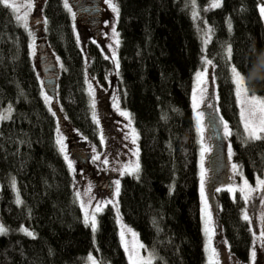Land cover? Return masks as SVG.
Segmentation results:
<instances>
[{
    "label": "trees",
    "instance_id": "obj_1",
    "mask_svg": "<svg viewBox=\"0 0 264 264\" xmlns=\"http://www.w3.org/2000/svg\"><path fill=\"white\" fill-rule=\"evenodd\" d=\"M116 1L121 102L137 132L140 170L120 178L116 209L109 198L102 199L106 203L95 232L85 224L74 177L55 134L64 122L69 134L78 135V144L97 141L85 72L104 85L111 59L100 40L88 38L96 24L89 30L82 25L86 62L63 0H43L40 16L47 21L46 46L60 63L53 64V78H46V87L55 93V110H50L42 96L37 52L30 48L29 36L12 9L0 3V111L12 106L10 118L0 125V219L8 229L0 236V264H85L90 252L100 264H129L118 236L116 212L124 225L137 232L143 253L154 255L152 264H207L190 103L202 57L193 0ZM194 1L202 9L214 0ZM260 1L221 0L220 7L203 14L213 32L206 55L213 62L217 111L231 130L233 162L250 183L264 178V141H244L230 68L236 66L250 91L264 96V70H256L264 57ZM38 53L48 71L52 63L42 60L46 58L42 47ZM86 150L77 152L84 162ZM101 177L95 182L100 190L107 183ZM216 214L219 264L245 263L251 256L254 229L249 204L246 209L238 190L234 198L220 190ZM21 226L34 235L17 232Z\"/></svg>",
    "mask_w": 264,
    "mask_h": 264
},
{
    "label": "rangeland",
    "instance_id": "obj_2",
    "mask_svg": "<svg viewBox=\"0 0 264 264\" xmlns=\"http://www.w3.org/2000/svg\"><path fill=\"white\" fill-rule=\"evenodd\" d=\"M72 1L74 4H77V7L79 9L82 7L84 2V0H72ZM9 2L15 4L20 9L19 12H14L13 9L10 7L14 12V14L16 16L17 15L23 16L25 14V11L27 10L26 5L29 3V0H9ZM216 2H219L221 4V0H214L213 2L209 3L208 5L200 9V7L193 0L191 5L193 13L194 12L196 13V15L194 16V22L202 48L201 67L200 69H198L197 72H203L205 69H207L205 74L206 84L197 83V78H196L197 72L194 74L193 77V90L194 88L197 89L196 96L199 101L198 109L196 110L193 109V94H194L193 90L190 98L191 109L193 112V121L195 125L197 142H198V178H199V196L201 201L200 219H201L202 234L204 239L203 251L207 264H209V257L211 255V250L206 248L208 236L205 234L204 220L202 219L203 203L200 194L201 135L197 131V124H196L197 111L203 113V119H202V127L204 129L203 144L205 147L209 149V151H207L204 154V159H203V164L206 171L204 189H205V196L207 198L208 212L211 214V224L209 225L211 231V249H215L217 254L216 259L219 261V263L221 262H220V252L218 249L219 247L217 244L218 226L216 219V215H217L216 194L219 192L217 191V189L226 190L227 192H229L227 189L230 187L239 189V187L243 185V182L246 179L243 173L241 172L239 166L233 162L232 149H231V156L229 155V148H231V144L229 141L230 135L225 136L224 134L225 122L221 119L217 111L216 83L212 82L214 77L213 64L206 65L204 63L205 59H210L206 55V48L209 42L211 41L213 32H212V28L208 25V23H206L203 14L207 12L210 8H212V5ZM68 3L71 8V11L69 10L68 11L71 16L72 23L76 31L79 33L78 40L80 43V47L83 51V56L85 58V61L87 62L88 54L85 47L86 38L85 35L82 34L83 29L81 28L82 26L81 22L83 21L84 18L81 17L83 15L77 16V11L79 10L74 8L70 3V1H68ZM111 3L116 5V7L118 8L116 0H111ZM31 4L32 7L30 11H28L27 28L23 26L22 21L19 22L24 27V29L26 30L29 36L30 48L32 49L33 53L37 52V58H38L37 66L38 69L40 70L39 81L42 88V96L48 108L53 111L55 110L54 107L55 100L52 97V94L49 90L50 86L48 88L46 87L45 80L48 77L53 78L52 76L53 71L56 69H54L53 71L44 70L45 64L39 62L38 47H42L44 51V55L46 57L45 59H42L44 62L46 63L51 62L52 65L54 64V62H56L58 63V66H60L59 65L60 63L57 58L54 59L52 53L48 51L46 46L45 21L43 20L42 16H40V14L42 13L41 7L43 4V0H31ZM63 4H64V0H63ZM99 6L101 7L100 9L102 10L100 15V24H99V28L101 30L99 40L103 45V47L105 48L107 55L110 57L112 65H111V71L109 73V77L107 79L106 84L104 85H102V83L100 84L95 76L90 75L88 70H86L85 72L86 90H87L90 114L92 119H93V111L95 112V120L94 119L93 120L97 127V134H96L97 141L95 143L88 142L87 144L84 142L83 145L78 144L81 142L76 137L78 135L77 134L74 135L72 133L69 134L67 130V124H65L64 122L62 125H59L55 134L56 143L58 139L63 138L64 151L63 152L60 151L59 144H57V146L62 156L64 158L65 156H67V160L66 159L65 160L68 167H69V163H71L72 167L71 169L70 168L69 169L74 177L77 199L79 201V204L81 205L84 220L86 218V214L88 216V223L85 224L89 226L91 229H92L91 217L93 215L95 216L96 229H97L98 214L103 209L106 203V200L102 202V199L104 197H106V199L109 198L114 208L116 209L117 207L116 181L118 180L120 182V178L123 176L121 175V172L125 169V166L132 165L138 160V155L135 154L137 152V139L135 144L132 143L133 129L135 130L136 137H138L136 129L133 125V121L130 116L131 124L129 125L128 119L120 115V112L128 113V111L124 108L121 102V87H120L119 74H118L119 67L117 68L116 66L117 61L119 60L118 48L120 44V39H119V35L114 36L112 31L113 26H115L116 32L118 33L117 30L118 16L117 13L112 11V8L109 6L108 3L105 2V0H102L101 3H99ZM261 6L264 5L260 3V7ZM76 16L80 18L78 19ZM262 22L264 26V17H262ZM209 29H211L210 32ZM93 31L94 30L90 31V33H93ZM206 39L208 40L207 43H205ZM117 40L119 41L118 46L116 44ZM113 51H115L116 60L112 59ZM232 67L233 66H231V68ZM231 68H230V75L232 80ZM89 85H91V89H92L91 94L89 92ZM204 88H206V91L203 93V99L201 100L200 89H204ZM234 90H235V86H234ZM45 96L48 97L47 101L45 100ZM93 101H95L94 108H93ZM114 104L119 105L120 111H117V108L114 106ZM8 107L9 105L4 107L0 111V113H6ZM4 121L6 120H0V125ZM68 134L69 136H73L74 138L73 142L69 141V137H67ZM261 135L264 136V133H262ZM251 140L252 139H249L248 134L245 132L244 141L247 142ZM262 140L264 141V139ZM82 146L88 148V150H86V152L88 153L87 165L85 164L86 162L83 161L84 156H79V154H77L78 150L83 149ZM94 157H99V158L94 159ZM233 164L237 165L235 171L232 167ZM135 174H131V175H135ZM124 175H130V174L125 172ZM99 177H101L103 181L107 182V185L109 186L107 192L106 189L104 188L98 191L95 180L96 178ZM249 184L253 188H255L256 180L252 183L249 182ZM12 188H13V184H12ZM13 192L17 200V197H19V195L17 192L16 185H15V190L13 189ZM229 193L230 196L234 198L235 192H229ZM262 199H264V189H260L252 192L251 198L246 203V209H247V205L249 204V214L252 216V219L254 220L253 222L254 229H253L251 256L249 260H247L243 264H264V236L261 235L262 233H264V204L261 203ZM97 207L101 209L98 212L96 211ZM245 213L246 211H244V214ZM118 217L119 215L116 212V222ZM117 225H118V236L124 251H125V247L121 241V231L124 232L125 241H127L128 243L129 250L131 251L133 248H135V251L138 253L139 257H143L145 260L150 258L152 264L154 260V255L151 252L143 253V248L137 247L138 244H142L137 235V232L134 229L128 227L127 225H124L120 221V218H119V223L117 222ZM0 226H3L6 229V231L8 230L6 226L2 223L1 219H0ZM21 227H24L29 232L33 233V231L30 228L26 226H21ZM21 227L19 229H16L17 232L25 234L24 232L20 231ZM129 229L131 230L130 232L128 231ZM6 231L0 234V236L8 233ZM132 233H135V236H133ZM253 253H255L254 256ZM125 254L127 257V261L129 263V253L125 251ZM89 257H91V259H89ZM84 263L100 264L92 252H90L89 255H87L84 258Z\"/></svg>",
    "mask_w": 264,
    "mask_h": 264
},
{
    "label": "snow or ice",
    "instance_id": "obj_3",
    "mask_svg": "<svg viewBox=\"0 0 264 264\" xmlns=\"http://www.w3.org/2000/svg\"><path fill=\"white\" fill-rule=\"evenodd\" d=\"M106 3L109 4V6L112 8V11L117 13V16L119 14L118 8L116 5L111 3V0H105ZM0 3H3L5 7H11L14 12H19V7H17L15 4H12L9 2V0H0ZM262 5H264V0H261ZM220 3L216 2L212 5V7H220ZM32 7L31 0H29V3L26 5L27 10L25 11V14L23 16L17 15L16 19L17 21H22L23 26L27 28L28 26V11H30ZM64 7L71 11V8L69 6L68 0H64ZM260 13L261 16L264 17V6L260 7ZM193 15L195 16L196 13L194 12ZM47 23V21H45ZM229 29H231V24L229 23ZM113 35L118 36L119 34L116 32L115 26L112 28ZM211 29H209V32ZM207 35V34H206ZM208 40H205V43H207ZM116 44L118 46L119 41H116ZM226 55L228 59H231L232 56V49L231 46L229 45L226 49ZM106 59L108 57H105ZM112 59L116 60V54L115 51H113ZM204 63L206 65H212L213 62L210 59H205ZM117 68L119 67L118 61H117ZM256 70H264V57H261L258 65L256 67ZM207 69H205L203 72H197L196 73V78H197V83L198 84H206V79H205V74H206ZM231 74H232V82L235 86V95H236V100L237 104L240 105V116H241V122L244 125L245 132L248 134V138L252 140H261L264 139V136L261 134L264 133V97L258 96L255 94V92L250 91L247 80L244 74H242L236 66H233L231 68ZM213 83H215V77H213ZM196 91L197 89L194 88L193 92V109L196 110L199 108V101L196 96ZM206 91V88L200 89L201 95L200 99H203V93ZM89 92L90 94L92 93L91 85H89ZM48 97L45 96V100L47 101ZM95 101H93V108H94ZM114 106L117 108V111L119 110V105L114 104ZM12 112V107L9 105L8 109L6 110V113H0V120H7L10 118V114ZM120 115L124 116L126 119L129 121V125L131 124V119L130 115L127 112H120ZM93 119L95 120V112L93 111ZM202 119H203V113L201 112H196V124H197V131L201 135V163H200V194H201V199L203 203L202 207V219L204 220V231L205 234L208 236V241L206 244V248L211 250V255L209 257V264H219V261L216 259V251L215 249H211V231L209 228V225L211 224V214L208 212V204H207V198L205 196V189H204V184H205V177H206V171L204 168L203 164V159H204V154L209 151L207 147L204 146L203 144V127H202ZM224 134L225 136L231 135L230 130L228 129L227 123H224ZM132 143H136V135H135V130H132ZM57 144L60 145V151H64L63 147V138H60L57 140ZM138 155V150L135 153ZM229 155L231 156V148H229ZM99 157H94V159H98ZM65 159L67 160V156H65ZM71 163H69V168L71 169ZM233 169L234 171L237 168V165L233 164ZM140 170V165L138 160L132 164V165H127L125 166V169L121 172V175H124L125 172L128 174H135L138 173ZM119 187H120V182L117 180L116 181V191L117 194L119 193ZM13 189L15 190V181L13 180ZM260 189H264V179H261L259 177L256 178V187L253 188L249 182L245 179L243 182V185L239 187V189L236 188H228L227 190L229 192H236L237 190L241 193L242 198L245 200L247 203L249 199L251 198V193ZM217 191H220V189H217ZM17 204H20L21 201L19 197H17L16 200ZM261 203L264 204V199L261 200ZM101 209L99 207L96 208V211H100ZM245 220H248L249 217L247 214L244 215L243 217ZM117 222L119 223V217L117 219ZM85 223H88V216L86 214L85 218ZM91 227L93 232L96 230V221H95V216L93 215L91 217ZM6 229L3 226H0V234L4 233ZM20 231L24 232L28 236H33L32 232H29L26 228L21 227ZM129 232L131 231L130 229L128 230ZM133 236H135V233H132ZM264 236V233L261 234ZM34 238V237H33ZM121 241L122 244H124L125 251L129 253V264H151V259L145 260L143 257H139L138 253L135 251V248H133L131 251L129 250L128 243L125 241V236L124 232L121 231ZM137 247L143 248L144 245L138 244ZM255 253H253V256ZM91 259V257H89Z\"/></svg>",
    "mask_w": 264,
    "mask_h": 264
},
{
    "label": "flooded vegetation",
    "instance_id": "obj_4",
    "mask_svg": "<svg viewBox=\"0 0 264 264\" xmlns=\"http://www.w3.org/2000/svg\"><path fill=\"white\" fill-rule=\"evenodd\" d=\"M68 1H70V3L72 4V6L74 8L79 10V11H77V16L78 15H83V16H81V17L84 18L83 21L81 22V25H86V27L88 29L89 27L91 28L92 25L96 24V25H94V26H96V30L94 31V33L88 35L89 40L90 41L93 40V42L96 39L99 40L100 33H101V30L99 28V24H100V15H101V12H102V10L100 9L101 7L99 6V3H101L102 0H84L83 5H82V7L80 9L77 7V4L73 3L72 0H68ZM88 2H90L92 4L91 7L86 5ZM77 18L79 19L80 17H77ZM85 162H86L85 164L87 165L88 161H85ZM91 174H92V172H91ZM95 182H96V180H95ZM97 186L98 185H96V187ZM102 188L108 190L109 186L107 185V183H105L104 187H102ZM97 189H98V191H100L99 188H97Z\"/></svg>",
    "mask_w": 264,
    "mask_h": 264
},
{
    "label": "water",
    "instance_id": "obj_5",
    "mask_svg": "<svg viewBox=\"0 0 264 264\" xmlns=\"http://www.w3.org/2000/svg\"><path fill=\"white\" fill-rule=\"evenodd\" d=\"M54 68H55V66L54 65H52V67L51 68H49V71H53L54 70ZM53 95V97H54V91H53V93H52Z\"/></svg>",
    "mask_w": 264,
    "mask_h": 264
},
{
    "label": "bare ground",
    "instance_id": "obj_6",
    "mask_svg": "<svg viewBox=\"0 0 264 264\" xmlns=\"http://www.w3.org/2000/svg\"><path fill=\"white\" fill-rule=\"evenodd\" d=\"M45 83H46V80H45ZM52 93H53V92H52ZM52 93H51V94H52ZM52 95H53V94H52ZM52 97H53V96H52ZM53 98H54V100H55V93H54V97H53ZM62 124H63V122H60V125H62Z\"/></svg>",
    "mask_w": 264,
    "mask_h": 264
}]
</instances>
